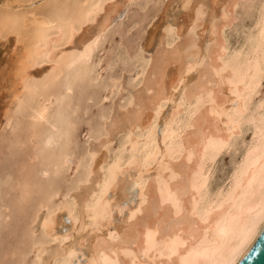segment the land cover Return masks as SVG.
Instances as JSON below:
<instances>
[{"label": "bare ground", "instance_id": "obj_1", "mask_svg": "<svg viewBox=\"0 0 264 264\" xmlns=\"http://www.w3.org/2000/svg\"><path fill=\"white\" fill-rule=\"evenodd\" d=\"M132 1L135 0H0V40L6 41L9 37L14 40L12 55L7 60V68L4 72L0 71L2 78L10 82L7 102L2 112L5 120L3 128L9 129L8 141H11L16 150L22 154L18 166L19 174L11 180L10 188L20 189L22 201L27 198L32 199L34 205L32 220L36 218V214L39 215L40 211L44 210L40 225L38 224L41 236L31 241L30 248L35 252V260L32 264L44 262L41 255H44L45 250H49L50 242L58 243L60 248L51 255V259H44L49 261L48 264H64L65 261L69 263L75 256L85 258L83 262L72 261L75 264H93V261L96 264H105V261L113 262V264H140V262L171 264L175 261V264H180L178 256L169 257L166 252L164 255L160 254L161 248L166 243L177 238L187 241L189 248L203 243L204 247L210 250L209 258H211V251H216L218 257L222 252L224 256H231L236 264L264 227V224L258 223L255 235L245 241L248 220L259 211L261 162L255 153L251 158L248 156V146L256 147L253 145L255 129L245 123L242 130L237 131L235 138L230 141L231 148L217 152L208 145L206 135H218L217 121L227 122L228 113L236 115L237 111L244 109L243 99L233 93L239 91L241 96L245 93L244 80H251L248 76L250 68L255 71L257 61H264V38H262L264 0H238L245 10L253 14L254 18L251 19V26L245 32L243 28L244 35L238 42L236 40L237 44L234 47L230 48L222 32L223 28L232 25V20L235 21L234 9L238 4L236 0L235 2L232 0L234 3H231V8L229 6L230 15L218 11L220 15L222 14L223 23L220 22L221 25H218L220 28L216 30L218 31L215 36L216 43H212L215 45L213 48L210 47L211 52L199 50L197 56L195 55L194 59L191 58L193 60L190 59L187 62L185 58V63L181 64L180 59L184 58L185 54L180 53L176 44L174 48H171V53L166 55L168 57L159 56V62L155 60L157 63L153 66V70H150L151 77L155 79L148 77L147 81V76L143 79L146 80L143 85L146 92L144 94L151 93L150 97L143 98L144 102H139L137 99L139 109L134 112L133 117L131 116L132 119L125 117L131 119V123L127 128L122 126L125 129L122 131L123 140L118 150L111 156L104 158L101 156L102 159L98 161L95 158L96 162L94 160L96 152L91 151L92 149L86 151L84 158L81 157L84 160L80 159L81 165L84 164L81 168L84 172L81 170L83 174L75 179L77 181L74 186L81 182H90L88 178L94 173L97 179L93 186L90 184L91 189L88 186L90 191L86 192L83 198L82 195L78 196L82 198L81 201L77 198L80 202L75 201L76 199H68L54 203L59 194L56 179L66 168L68 156L70 157L74 145L73 131L77 123L75 114L79 107L75 106L67 112L71 104L70 96L77 83L82 80L89 87L96 85L99 75L96 77L93 72L99 62L96 63L94 59L93 63L91 60L95 51L103 44L113 14L122 6L120 4ZM191 1L179 0L181 5L179 7L186 12L182 17L187 19L186 24H188L184 32L180 31L182 28L175 32L171 25H165L162 29L167 42L165 44L172 46L174 38L176 41V38H181L184 33L185 36L190 30V38L188 37L187 41H189L186 42H191L190 39L194 35L192 29L195 30L194 27H198L200 13L202 15L206 11L205 7L201 11L190 5ZM216 2L217 0H210L209 7H215L212 4ZM173 3L177 2L171 0L170 5ZM198 3L196 6H200ZM186 4L188 7H185ZM198 11H201L200 19L197 16ZM210 17L213 19L214 16L210 15ZM237 17L240 18V16ZM94 22L96 25L93 24ZM210 23L205 24L206 29H204L208 30L210 34L208 36L212 37L216 32L214 25ZM93 25L94 29L89 31L88 28ZM192 33L193 35L190 36ZM97 37H99L98 41ZM183 39L186 40L185 37ZM86 41L89 43L96 41L87 53H85ZM193 42L194 39L191 44ZM182 45L184 48L187 44L184 42ZM190 47L188 46L189 49ZM189 52L191 54V51ZM222 57L230 67L223 73L226 78L223 85L212 89L220 110L219 114L213 116L209 111L195 109V97L200 89L205 87V76L215 80L217 85L220 84L219 78L215 76L211 68L213 65L223 68ZM170 62L175 64L178 62L179 69L172 78L169 75L171 79L165 89L161 82L164 68ZM202 63L206 64L204 66L206 68L203 71L200 70L202 73L198 74V77L195 76L196 79L193 80L190 75L191 78L184 84L179 83L181 70L185 73V81L186 75L191 74L188 71V65L192 64L194 70L199 69ZM42 67L43 69H40ZM18 69L22 71L19 78ZM140 71L138 75L144 71L143 64ZM146 72L141 75L143 76ZM233 74H235L236 83L229 85L227 80ZM192 80H196L197 83ZM190 81L195 85L191 86ZM113 83H116L115 79ZM174 84L177 91H173ZM261 86L262 81L257 79L255 92L249 99L247 112L249 120L259 119V105L264 101V88L261 89ZM185 88H187V94L184 91ZM129 97L125 101L127 106L134 103L131 95ZM53 103L56 108L51 110L49 105ZM166 106L168 108L164 110ZM131 109L128 108L130 112H132ZM124 111L126 112L125 108ZM193 112L196 113L195 116ZM128 115L130 116V113ZM116 121L115 119V123L118 122ZM190 122H194V128L190 126ZM115 123L113 122L114 125ZM110 126H106L110 128H107L109 131L115 127ZM223 127V124L219 125V128L223 129ZM104 129L103 132H105ZM108 130L106 136H108ZM113 130L112 132L116 133V129ZM22 131L23 134L20 135ZM223 136L227 139V131L223 132ZM109 137L105 141L102 140V144L100 143L103 150L110 143ZM258 144L259 140H257ZM206 145L207 152H205ZM229 151L233 152L230 170L222 175L225 177L217 186H212L215 161L219 155ZM76 168L78 170V166ZM250 183L257 193L255 197L250 194ZM74 186L67 187L68 191H72ZM131 188H138V193L135 195L136 202L128 206L120 221L115 223L112 220V210L121 213L122 200H125ZM109 192H116L113 195L116 197H110ZM117 193H119L118 199ZM89 203L92 205L91 211L88 209ZM60 211H65L70 218V227L64 233L57 234L54 231L59 221L56 213ZM45 219L48 220L46 228L44 227ZM81 231L83 233L86 231V234L74 235V232ZM67 241L69 242L66 244ZM180 251L183 252V249Z\"/></svg>", "mask_w": 264, "mask_h": 264}, {"label": "rangeland", "instance_id": "obj_2", "mask_svg": "<svg viewBox=\"0 0 264 264\" xmlns=\"http://www.w3.org/2000/svg\"><path fill=\"white\" fill-rule=\"evenodd\" d=\"M193 1H195V3ZM200 1L202 3H198ZM233 1L235 2V0H233ZM170 2H171V0H135V1H132V2L127 3V4L126 3L120 4L122 6L119 5L120 6L118 8L119 10L117 9L118 11L116 10L117 11V12H115L116 14L115 13H114L115 15L113 14V16L111 18L112 23L110 22L109 29L105 33V36H104L106 39L104 38V41L102 42L103 44L95 51L93 59L91 60V62H93V63H94V59H96L95 60L96 63L99 62L98 66L96 67V70H94V72H93L96 75V77L99 75V77H97L96 85L89 87L82 80V81L77 83V86L74 88V90L70 96L71 104H70V106H68L69 108H67V110H68L67 112L70 111L69 109L75 108V106L79 107V109L77 110V112L75 114L77 117V121H76L77 123H76V127L74 129L75 131H73L74 132L73 133L74 145L72 148V152L70 153L71 154L70 157L68 156L66 168L63 170V172H61V174H59V176L56 179V184H57L59 194L55 198L54 203L64 202L65 200H68V199L69 200L76 199L75 201L80 202L81 199L90 191L91 186L94 185L95 180L97 179L96 176L93 175L94 173L92 174L91 177L89 176V178H88L90 180V182L89 181L81 182V183H79L81 185H79L77 183L78 185L74 186V183L77 181L75 179L78 176L80 177V175L83 174L82 172H84V170L81 169V168H83L84 164L81 165L80 159L83 160V158H84L83 156H84V154H86V151L88 152L91 149H92L91 151L94 150V152L97 153V154L95 153V157H94L95 162H96V159L98 161V160H100L106 156H111V155H113V153H115L118 150V148L121 145L122 140H123V132L122 131L130 125L129 123H131V119H132L131 116L133 117L134 112L139 109V106L137 104V99H139V102H144L143 100L145 98L150 97L151 93H147L146 95L144 94L146 92H145V87L143 85H145L144 81L145 82H146V80L148 81V79H149L148 77H150V79H152V80L155 79V77H151L150 72L153 70V68H154L153 66H155L156 63L159 62V60H160L159 56L164 55L165 57H168L166 55H169L171 53L170 52L171 48H174L176 46V44H177L178 48L180 49V50L178 49L180 51V53L182 55L185 54V55H183L184 58H182L181 54H180V57H181L180 60H182L181 64H184L185 60L188 62V61H190L191 58H193V57L195 58L197 56V52H199V50L202 52H204V51L205 52H211L210 50L215 45L212 43H216L215 36H217V34H218V31H216V30H218L220 28V26H218V25H221L220 22L223 23V19L221 17L222 14L220 15L219 12L226 13L227 15H230V13H229L231 11L230 5H232L231 3H234V2H232V0H217L218 3L217 2L214 4L211 3L215 7H213V6L209 7L210 0H199V1L192 0L191 1L190 5H192L193 7L195 6V8L197 7V9L199 8L201 11H203L204 7H205V10H206L205 14L203 13L204 16H202L203 14L201 15V13H200L201 19L199 16L200 20H198V22H197L198 27L197 26L194 27L196 31L194 29H192V32H194V35H193V33L190 34V36L193 35L192 39H194L193 44H191L192 39H190L191 42H189V43L192 46V48H191L190 44L187 43L189 41V40L187 41V39L190 38L189 33L191 30L189 31V33L186 32L185 36H184V34H185L184 33L182 35L183 37L181 36V38L180 37L176 38V41H174L175 40V38H174L173 42L175 45L173 44V42L171 43V45L173 47L170 46V44L169 45L165 44L167 42H165L166 39H165L164 34L162 32L163 31L162 29L165 25H167V24L171 25L175 29V32L177 31V29H180V28L183 29V30L181 29L180 31L184 32L185 28L188 24V23L186 24L187 19L185 20V18L182 17V16H184V14L186 12L181 10V8H180L181 5L179 3V0H175V2H177V3H173L174 4V5L172 4L173 6L170 5ZM236 2L238 3L236 8L234 9L236 13L234 12L235 16L232 15V16H234L235 21L232 20V23H231L232 25H229V26L223 28L224 31L222 30L223 31L222 36L226 40H228V42H229L228 45H230V48L234 47L237 44V42L243 37L244 34H242V33H244L246 31V29H248L249 26H251V23H252L251 19L254 18L253 14L250 11H247L244 9V7L242 6L240 1L236 0ZM197 3L200 6L203 5L202 8L198 5L196 6ZM227 5H228V7H227ZM219 6H222V7H219ZM229 6H230V8H229ZM226 7H227V9H226ZM210 9H212L213 12L210 11ZM222 10H224V11L226 10L227 12H224ZM201 11H199V12H201ZM182 13H183V15H182ZM208 13L211 16H214L213 19H212V17H210V15H209V17H207ZM236 16H240L241 19L239 17L236 18ZM137 17H138V19H137ZM131 19H133V20H131ZM207 19H209V20H207ZM210 20H211L212 25H214L213 28H215L214 30L216 32L212 37L208 36L209 31L208 30L206 31L205 30L206 27H204L205 24L210 23ZM200 21H201V23H199ZM129 22H130V24H129ZM131 22L133 23V25L131 24ZM93 24L96 25L95 22ZM247 24H248V26H247ZM94 25L90 26L88 28V30L89 31L93 30ZM175 25H176V27H175ZM201 26H203V28ZM177 27H179V28H177ZM239 27H240V29H239ZM226 28L228 30H226ZM243 28H245L244 32H242ZM240 33H241V35H240ZM123 34H125L126 36ZM207 36L209 39L211 38L210 39L211 41L207 38ZM184 37L186 40L183 39ZM213 38H214V40H213ZM236 40H237V42H236ZM183 41L190 47L191 50L188 48L187 45H186L187 47L186 46L184 47L185 50H184V48H182L183 47L182 44L184 43ZM207 41H209V42L207 43ZM13 44H14V40L12 37L7 38L6 41L0 40V71L4 72L5 71L4 69L7 68V63H8L7 60L9 58V56L12 55V50L14 47ZM208 45H210V46L208 47ZM211 46H212V48H210ZM127 47H128V49H127ZM196 47H197V49H196ZM206 47L208 49L209 48L210 49L206 50L207 49ZM187 48L189 50H187ZM175 49L177 50V47ZM185 51H187V52H185ZM189 51H191V54L193 56L190 54ZM195 52H196V54H195ZM161 53H162V55H158ZM193 59H191V60H193ZM155 60L156 61L158 60V61L155 62ZM205 62H207V60ZM177 63L178 62H176V64H175V62H170L166 66L164 65L165 68H164V75L162 78L163 81L161 80L162 81L161 85H163V88L168 87L167 84L169 83V80L174 75L177 74V72H178L177 69H179V66H177ZM142 64H143V69H144L143 72L147 71L146 73H144L143 76L141 75V74H143V72L140 75H138L139 71L141 70ZM145 64H147V65H145ZM202 65H203V63L201 64V66ZM205 65L206 64L204 63V65L202 67L200 66L199 69L195 68L193 71H191V74L190 73H189V75L187 74L186 75L187 77L185 76L186 77L185 82L187 81V79H190L191 76L193 77L192 78L193 80L196 79V77H198L202 73L201 71H203L206 68V67H204ZM40 69H43V67ZM169 75L171 78H169ZM146 76H147V79H146ZM114 79L116 80L115 84L113 83ZM143 79H146V80H143ZM192 81H190L191 86L195 85V84H193V82L195 83L196 80L193 82ZM191 82H192V84H191ZM196 83H197V81H196ZM9 84H10V82L7 79L2 78V75L0 74V86H2L0 89V131L2 132V133H0V178H1L0 179V213H1L0 214V223L2 222L0 224V264H32L33 261L35 260V258H34L35 252H34V250L32 251V248H30L31 247V241H32V239L35 240L41 236L40 230H39V225H40L39 223H40L42 215L44 214L43 213L44 210L40 211L41 213L38 212L39 215L36 214L35 215L36 218L34 220H32V218L34 217V208H33L34 205L32 203L33 201H31L32 199L27 198L26 200L22 201L21 196H20L21 195L20 189L17 187H15L13 189L10 188V186L12 185L11 180L14 177L16 178L17 175L19 174L18 166H19V161H20L22 154L16 150L15 145L12 144L11 141H10L11 143L8 141L10 139L9 129H7L6 127L3 128V126L5 124V120L2 116V112L4 109L5 103L7 102V96H8L7 90H8ZM263 88H264V81H262V86H261V89H263ZM165 89L163 91H165ZM112 90H113V92H112ZM128 95L129 96L131 95V98L134 99V103L130 105L131 107L127 106L125 103V101H127L130 98ZM116 96H118L120 98H117ZM121 97H124V98H121ZM117 100H119L120 102H118ZM140 100H142V101H140ZM114 101H117V102H115L116 104L114 103ZM119 103H121V104H119ZM113 106H114V108H113ZM49 107L51 110L56 108L54 103L50 104ZM127 107L129 109L132 108L131 109L132 112H130ZM124 108H125L126 112L124 111ZM167 108L168 107L166 106L164 110H167ZM123 111L125 112V114L123 113ZM129 113H130V116L128 115ZM101 114H103V115H101ZM126 116L128 118L130 117L131 119L125 118ZM115 119L118 121V122L116 121L117 123H115ZM113 122L115 123V125L113 124ZM106 124H108V125H106ZM109 124L112 126H115L112 129H114L113 131H115V129H116V133L112 132V129L110 130L111 132L108 130V129H110L109 127H111ZM126 124H128V125L126 126ZM106 126H109V127H107L108 129L106 128ZM122 126L125 128L123 129ZM103 129L105 132H103ZM106 129L108 130V134H107L108 136H106V132H107ZM5 130H7V132ZM101 130H102V132H101ZM117 131H119V132H117ZM22 134H23V131L20 132V135H22ZM104 136H105V138H104ZM107 137H109V139H110V143L107 146V148H109V149L104 148V150H103L102 149L103 147L101 148L100 145L103 143L102 140L105 141L106 139H108ZM119 139H121V140L119 141ZM6 141H7V143H6ZM96 142H98L97 145H96ZM97 147L99 149L101 148L100 150H102V151L98 150ZM108 151L110 153H108ZM232 154H233V152H231V151H229L228 153L227 152L222 153L221 155H219V158H217V160L215 161V164L213 167L212 180H211V184L214 182L212 184V186H214V185L217 186L219 184V182L225 177V176L223 177L222 175L229 172V170H230L229 166L231 167V161L233 159ZM101 156H102V158H101ZM81 157H83V158H81ZM76 163L77 164L79 163V164L77 165ZM76 166H78V170H77ZM226 168H228V170ZM79 170H80V172L82 170V172L78 173ZM95 175H96V173H95ZM90 184H91V186H90ZM72 185L74 186V188L72 189V191L69 192L67 187L72 186ZM88 186L90 187V189ZM64 190L68 191V192H65ZM128 192H127V195L128 194L129 195L128 196L126 195L125 200L124 199L122 200L121 205L124 209L122 208L121 213H118V211H116V210H112V213H111L112 220L115 223H118L120 221L121 217L123 216V213L126 212V208L128 206L133 205L134 202H136L137 197L135 195H137V193H138V188H131ZM115 194H116V192H109V196L112 198L116 197V196H113ZM63 195L66 196V198H68V199H66ZM80 195H82L81 199L79 198ZM77 198L80 199V201H78ZM27 206H29V207H27ZM56 215H57L56 216L57 220H59V221H57L58 224L55 225L56 227H55L54 231L57 234L64 233L70 227V224H69L70 218L67 216L65 211H60V212L56 213ZM28 221H29V223H28ZM36 227H38V228H36ZM32 229H34V231ZM84 232L85 233H83L82 231L78 232V233L74 232V235L86 234V231H84ZM68 242L69 241H67L66 244ZM57 244L58 243H56V242H54V243L50 242L49 243V245H50L48 247L49 250H47V251L45 250V252H47V253L45 254V252H43L44 255L43 254L41 255V257L43 259L42 261H44L42 263H44V264L49 263V261H47V260L51 259V255L56 251V249L59 250V248H60V245L59 244L57 245ZM47 246H46V249H48ZM48 255H50V257ZM77 256H80V254L79 255L77 254ZM44 259H47V260H44ZM84 259H85L84 257H78L77 258L75 256V258H73L72 261L76 262V260H77L79 262H83ZM72 261L69 262L68 264H75V263H72Z\"/></svg>", "mask_w": 264, "mask_h": 264}, {"label": "snow or ice", "instance_id": "obj_3", "mask_svg": "<svg viewBox=\"0 0 264 264\" xmlns=\"http://www.w3.org/2000/svg\"><path fill=\"white\" fill-rule=\"evenodd\" d=\"M185 7H188L186 4ZM262 14H264V10H262ZM197 16L199 17V11L197 12ZM73 31L75 29L73 28ZM166 31H169V29H166ZM262 38H264V31H262ZM99 40V37H97V41ZM96 43V41L92 42H85V53H87L92 45ZM23 63V62H22ZM221 63L224 64L223 68H219L215 65L212 66L211 71L215 74L216 77L219 78L220 84L217 85L215 80H210L207 76H205V87L200 89L199 94L195 97L196 104L195 109L197 111L203 109L204 111H209L213 116L219 114V108H218V101L216 99L215 93L212 91L214 87H219L223 85L225 82V76L223 75L224 72L229 70L230 65L228 63H225L224 58H221ZM188 71H193V65H188ZM18 78L22 75V71L18 69ZM184 71L181 70V75L179 78V83L184 84ZM248 76L251 77V80L248 79L244 80L245 85V93L241 96V93L239 91H236L233 93V95L240 97L243 99L244 102V109L243 111H237L236 115H233L232 113H228L227 116V122L224 120L217 121V132L218 135L210 136L206 135V139L208 140V145H211L213 147L214 152L217 151H223L228 150L231 148L230 141L235 138V134L237 131L242 130V126L245 123H248L251 128H254L255 131L253 132V145H256L254 148L252 145H249V153L248 156L251 158L254 153L259 156V160L261 162L260 166V174H259V205L258 209L259 211L255 213V215L250 216L248 220V226L246 235L244 237L245 241L250 240L256 232L257 224H264V101H262L259 105V119H251L249 120L247 117V112L249 111V99L255 92V82L257 79L264 81V61H257L255 71H253L251 68L249 70ZM227 83L229 85H233L236 83V77L235 74L231 78L227 80ZM173 91H177L175 84L173 85ZM185 93L187 94V88L184 89ZM184 98H181V101L183 103ZM236 103L235 101L233 102ZM195 112H193V116H195ZM223 124V129L219 128V125ZM190 126L193 128L195 127L194 122H190ZM227 131L228 137L227 139L224 138L223 132ZM257 140H259V144L257 145ZM208 151V146H205V152ZM189 159L191 160V156H189ZM255 180V177H254ZM107 187V184H106ZM249 190L250 194L252 196H256L257 193L252 185V183L249 184ZM119 198V193H117V199ZM68 199V198H66ZM176 203V202H174ZM178 210L179 206L178 203L176 204ZM89 211L92 209L91 203L88 205ZM195 214V210H194ZM202 219V218H201ZM48 224V220L45 219L44 227L46 228ZM180 249H183V252L180 251ZM203 249V251H202ZM209 249L205 248L203 243L200 245H196L194 247L189 248L188 243L185 240H182L180 238H177L175 240H172L170 243H166L160 250V254L164 255L165 252L171 256H178L180 258V264H235L234 259H232L231 256H224L221 252L219 254V257L217 256L216 251H211V258H209ZM64 264H68L67 261L64 262ZM93 264H96L95 261H93ZM105 264H113V262L105 261ZM140 264H143V262H140ZM171 264H175V261H172Z\"/></svg>", "mask_w": 264, "mask_h": 264}, {"label": "water", "instance_id": "obj_4", "mask_svg": "<svg viewBox=\"0 0 264 264\" xmlns=\"http://www.w3.org/2000/svg\"><path fill=\"white\" fill-rule=\"evenodd\" d=\"M236 264H264V227L245 255Z\"/></svg>", "mask_w": 264, "mask_h": 264}]
</instances>
